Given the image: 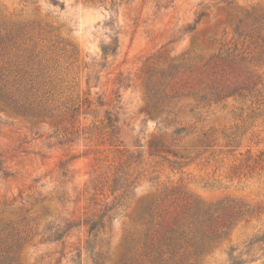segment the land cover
<instances>
[{"label": "rangeland", "instance_id": "1", "mask_svg": "<svg viewBox=\"0 0 264 264\" xmlns=\"http://www.w3.org/2000/svg\"><path fill=\"white\" fill-rule=\"evenodd\" d=\"M55 1L0 0V72L8 78L26 72L23 80L33 79L36 98L54 116L33 120L0 106V152L12 172L0 175V264L18 238L15 264H94L85 250L75 256L84 246V226L54 241L46 227L103 206L108 191L91 189V179L108 169L104 159L111 153L87 130L107 110L119 116L123 146L141 158L135 188L93 243L102 264H118L131 244L132 254L142 251L147 227L138 216L151 203L155 223L185 229L187 214L210 209L209 223L200 212L191 223L198 228L187 232L192 246L222 234L198 264H226L229 253L242 254L244 264H264L257 245L245 253L264 228V161L258 160L264 105L213 95L251 76L262 87L264 59L249 60L257 36H264V0ZM202 11L207 15L187 31ZM247 11L259 16L246 17ZM112 37L118 49L103 58L101 45ZM231 49L245 61L222 59ZM180 127L185 131L174 135ZM64 131L76 132L66 141ZM225 135L235 136L237 146H226ZM92 192L104 194L91 201ZM180 253L152 252L139 264H194L188 253L181 262Z\"/></svg>", "mask_w": 264, "mask_h": 264}, {"label": "trees", "instance_id": "2", "mask_svg": "<svg viewBox=\"0 0 264 264\" xmlns=\"http://www.w3.org/2000/svg\"><path fill=\"white\" fill-rule=\"evenodd\" d=\"M52 3L56 4L55 0H49ZM217 2L230 3L231 0H218ZM253 12L247 11L246 17L252 16ZM207 13L202 11L198 14L197 18L194 20V24L188 25L186 30L192 31L195 29L198 21L206 16ZM254 16V14H253ZM259 15H255L254 17H258ZM260 40L259 43L255 41L256 54L249 61H260L264 59V36H257ZM15 43V42H14ZM119 46V41L117 37H112L111 40L105 44L101 45V54L103 58L108 57L109 55H113L116 53ZM222 57V56H221ZM225 61H230L232 65H237V60L245 61L244 56L238 54H234L233 49L226 51V55L222 57ZM177 65H173L168 72L163 73L166 76H171L174 74ZM26 72H17L13 78H8V76L1 74L0 72V106L8 108L12 110L14 113L33 120H46L52 119L54 116L50 113V110L47 109L45 104H42V99L37 96V92L39 89L35 86L33 79L29 78L23 80V75ZM261 81L259 80V76L256 81L252 80V76L248 77V81L244 83L241 87H234L231 90L214 92V96L217 100L223 99L227 96H236L240 100H252L253 103L261 106L264 105V83L261 88H258V84ZM24 83V86L21 84ZM117 83L119 86H127L126 83L122 81V79L117 78ZM52 90V89H51ZM48 93V92H47ZM45 93V94H47ZM37 97V98H36ZM261 97V98H260ZM37 100H39L37 102ZM86 100L83 102L85 103ZM87 102V101H86ZM260 106H256L255 109H258ZM76 108H72L71 112L75 111ZM237 116L241 117L240 114ZM72 117V114H71ZM248 117H251L248 114ZM120 120L119 116L110 111H105L104 117L99 120V123L92 125L91 129L87 130L88 134L96 135L98 141L102 145H106L108 150L111 153L110 158L104 159L107 164V170L105 172L97 173L91 179V189L93 190H105L108 192L104 194V192H92L91 201L94 199V195L97 193L105 195V201L103 206L100 208H93L91 213L84 216L82 219H71V218H62L57 222H51L49 226L46 227L47 238L49 240H60L63 236L68 235V232L71 228L77 226H84L86 239L84 240V246L80 249H77L75 256L77 258L81 257L82 250L88 252L91 260L94 264H102L100 261V251L99 249L94 250V241L98 237L100 232H103L106 224L111 228V224L113 218L116 214L117 209H122L125 205L126 200L129 198L132 190L135 188L137 175L134 174L136 167L140 163L141 154L135 150H131L123 146L120 140ZM185 128L180 127L174 130V135H180L181 132H184ZM76 131H64V139L70 141L71 135L73 136ZM189 132H186L184 135H188ZM235 132H232V134ZM69 134L70 136H68ZM227 138L226 146H237L232 144L234 142L235 136L231 137L229 135H225ZM63 139V141H64ZM60 142V141H59ZM249 152V149L247 150ZM150 154H153L150 152ZM264 154L260 153V157L258 160L264 161L262 158ZM109 157V154L106 155ZM97 161H101V159H97ZM257 162V160L255 159ZM64 162L60 163V168H64ZM0 175L4 178L11 176L12 172L7 165V159L5 155L0 152ZM152 203L144 206L138 216V219L143 222V225H146L147 229L143 235V240L141 241L142 251L138 255L132 254L133 246H128L125 255L119 261L118 264H139V262L144 258L148 257L155 252L159 256L162 254H169V256H175L179 254L181 257V262L186 259L187 253L189 257L186 261L193 257L192 260L194 264H198L201 256L209 251L212 247V243L216 240L221 239L222 234L217 232H212L211 235H205L204 238H201L200 244H195L192 246L190 243L193 238L189 237V233H187L192 226L194 229H197L195 225H191V223H195L200 216L199 213L202 212V216H206L204 221L209 223V208H196L191 214H187L186 217L191 219L189 222L188 229H185L186 226L183 223H177L175 226H168L162 224L160 222H154V215L152 210ZM206 222V223H207ZM205 222L200 223V227L208 226ZM185 225V226H184ZM94 243V245H93ZM133 243V242H132ZM193 247L194 250H187L186 247ZM254 245H257L259 251H261V256L263 257L262 262L264 263V228L259 230L251 239H249L246 243L247 250L246 255H248L249 250L252 249ZM22 243L20 242V238L12 244L11 246H7L8 254L7 258L4 259L2 264H15L18 261V254L21 251ZM166 250V251H164ZM183 250V251H182ZM246 259L241 255L233 256L229 253V259L226 264H244Z\"/></svg>", "mask_w": 264, "mask_h": 264}]
</instances>
